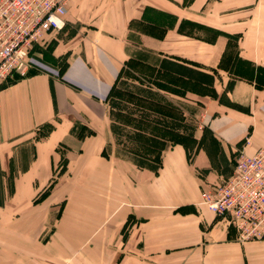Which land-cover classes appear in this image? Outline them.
<instances>
[{
    "label": "crops",
    "instance_id": "obj_1",
    "mask_svg": "<svg viewBox=\"0 0 264 264\" xmlns=\"http://www.w3.org/2000/svg\"><path fill=\"white\" fill-rule=\"evenodd\" d=\"M56 32L61 66L38 61L0 86V216L28 210L48 184L56 211L67 196L59 186L99 179L100 219L88 215L82 231L122 250L116 264H264V238L239 240L229 216L201 202L241 148L264 147V0H71ZM130 60L184 78L198 105L184 141L165 145L157 165L116 146L108 96ZM138 82L177 94L190 118L171 81Z\"/></svg>",
    "mask_w": 264,
    "mask_h": 264
},
{
    "label": "rangeland",
    "instance_id": "obj_2",
    "mask_svg": "<svg viewBox=\"0 0 264 264\" xmlns=\"http://www.w3.org/2000/svg\"><path fill=\"white\" fill-rule=\"evenodd\" d=\"M55 36L56 31H49L34 43L29 51L28 72L38 70V61L46 65L63 64V57L52 54ZM138 81H152L158 85H167L168 81H171L174 91L186 95L183 99L184 110H189L190 118L185 120L177 103L181 100L177 94L162 93L142 86ZM190 86V83L184 82V78L164 77L135 60L128 61L122 71V77L108 96L114 120L116 146L120 148V153L134 156L135 151L139 154L136 161L140 164L149 163L144 156L150 155V164L157 165L159 152L165 145L177 140L184 141L185 132L194 126L198 118L192 116L198 105L191 102V94L186 92ZM48 127L49 125L45 124L44 131ZM52 187V184H48L40 190L34 196L30 208L27 210L28 207H25L24 211L13 219L8 220L9 217L0 216V264H116L114 258L121 259L122 250L118 253L117 250L104 248L99 239H88L90 235L82 231L88 229V215L92 220L100 219L99 179L91 184L82 183L78 179L75 184L65 189L64 186H59V195L64 193L67 196H57L54 202L56 211L48 209L49 205H52V197L48 195ZM1 197L0 191V202ZM69 208H72L73 212L68 213ZM42 214L47 217L46 221L41 217ZM56 215L60 220L61 230L53 233L51 223Z\"/></svg>",
    "mask_w": 264,
    "mask_h": 264
},
{
    "label": "built area",
    "instance_id": "obj_3",
    "mask_svg": "<svg viewBox=\"0 0 264 264\" xmlns=\"http://www.w3.org/2000/svg\"><path fill=\"white\" fill-rule=\"evenodd\" d=\"M68 2L0 0V86L11 76L27 75L29 51L47 32L65 26ZM201 202L229 216L239 240L264 238V147L241 148L229 176L204 191Z\"/></svg>",
    "mask_w": 264,
    "mask_h": 264
}]
</instances>
